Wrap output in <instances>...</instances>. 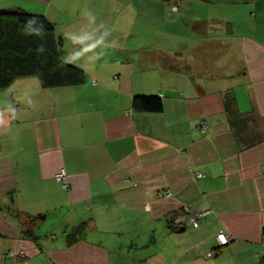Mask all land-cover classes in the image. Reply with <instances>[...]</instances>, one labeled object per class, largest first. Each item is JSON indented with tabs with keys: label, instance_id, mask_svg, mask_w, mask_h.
<instances>
[{
	"label": "crops",
	"instance_id": "crops-1",
	"mask_svg": "<svg viewBox=\"0 0 264 264\" xmlns=\"http://www.w3.org/2000/svg\"><path fill=\"white\" fill-rule=\"evenodd\" d=\"M16 8L87 79L0 90V264H264V0H0ZM188 211L200 226L174 229Z\"/></svg>",
	"mask_w": 264,
	"mask_h": 264
},
{
	"label": "trees",
	"instance_id": "trees-1",
	"mask_svg": "<svg viewBox=\"0 0 264 264\" xmlns=\"http://www.w3.org/2000/svg\"><path fill=\"white\" fill-rule=\"evenodd\" d=\"M65 42L66 36L57 33L55 24L45 14L22 8L0 9V90L9 88L19 78L31 76L38 77L46 89L84 83L86 72L65 57ZM236 103V96L228 93L227 108ZM132 104L137 111L157 113L165 109L163 98L157 95H137ZM172 221L173 218L171 226ZM85 230L86 224L77 228L79 234ZM76 234H70L71 243L78 239Z\"/></svg>",
	"mask_w": 264,
	"mask_h": 264
},
{
	"label": "built area",
	"instance_id": "built-area-1",
	"mask_svg": "<svg viewBox=\"0 0 264 264\" xmlns=\"http://www.w3.org/2000/svg\"><path fill=\"white\" fill-rule=\"evenodd\" d=\"M179 7V4H175L173 6L174 10H178L177 8ZM176 8V9H175ZM205 127V125H204ZM68 175L66 173L65 169H62L59 173H57L56 178L57 180H59L60 182L64 183L65 185L68 184ZM172 195L171 190H164L161 192V196H165V197H169ZM206 215L205 212H199V211H188L186 212L184 215H182V217H175L173 218V225H175L177 228H183L186 224H192L194 227L198 228L201 224V220L203 219V217ZM218 238V242L220 244V246H223L227 243L230 242L231 238L224 232H220L217 236ZM214 252L211 251L208 253L209 257H213L214 256ZM10 255L13 257H16L18 255H23L25 256L26 253L25 251H22L20 253L17 252H10Z\"/></svg>",
	"mask_w": 264,
	"mask_h": 264
},
{
	"label": "rangeland",
	"instance_id": "rangeland-1",
	"mask_svg": "<svg viewBox=\"0 0 264 264\" xmlns=\"http://www.w3.org/2000/svg\"><path fill=\"white\" fill-rule=\"evenodd\" d=\"M5 3V2H4ZM175 5V4H174ZM75 6V1H73V4H72V6H71V10L70 11H68V13H67V15H66V18L67 19H69V17H72V15L74 16V15H77L78 14V10H77V8H75L74 7ZM172 7V6H171ZM180 8V6L177 8V9H179ZM176 9V8H175ZM172 11H173V9H172ZM174 11H177V10H174ZM172 227L174 228V229H177V227L175 226V225H172ZM218 236V235H217ZM158 237H160V234H158ZM218 239V238H217ZM150 242V240H148V243ZM227 244H229V243H227ZM227 244H225V245H227ZM141 245H146L145 244V242L143 241V242H141ZM154 245H155V243H152L151 244V247H153L154 248ZM225 245H223V246H225ZM148 246V245H147ZM146 248V250H148L149 248L148 247H145ZM215 253V252H214ZM215 255V254H214Z\"/></svg>",
	"mask_w": 264,
	"mask_h": 264
},
{
	"label": "water",
	"instance_id": "water-1",
	"mask_svg": "<svg viewBox=\"0 0 264 264\" xmlns=\"http://www.w3.org/2000/svg\"><path fill=\"white\" fill-rule=\"evenodd\" d=\"M184 230V228H182Z\"/></svg>",
	"mask_w": 264,
	"mask_h": 264
}]
</instances>
